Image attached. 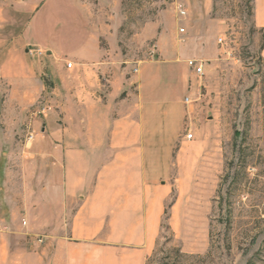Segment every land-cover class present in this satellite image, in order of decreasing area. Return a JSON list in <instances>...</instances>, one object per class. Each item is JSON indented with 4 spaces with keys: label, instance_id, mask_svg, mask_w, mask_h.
Listing matches in <instances>:
<instances>
[{
    "label": "rangeland",
    "instance_id": "374dc122",
    "mask_svg": "<svg viewBox=\"0 0 264 264\" xmlns=\"http://www.w3.org/2000/svg\"><path fill=\"white\" fill-rule=\"evenodd\" d=\"M67 1L108 34L101 46L113 50L122 70L135 77L144 68L151 104L186 108L171 171L158 184L164 204L157 211L158 237L144 247L149 250L145 264H264V31L254 25L253 0H215L210 15L195 0ZM58 2L64 6L55 13L54 25L70 29L60 26L46 36L34 26L28 46L68 55L75 51L77 33L66 15L67 2ZM177 5L187 17L180 16ZM173 35L181 50L197 52L190 60L204 62L202 77L189 71L188 92L180 84L184 62H161L162 40ZM31 61L47 82L48 56ZM48 84L39 101L21 111L9 92L0 93V221L5 229H28L37 184L47 185L52 176L53 161L37 155L61 144L47 131V120L58 113ZM186 97L191 103L184 106ZM151 119L160 145L167 140L160 133L165 125L160 130L159 115ZM29 135L35 136L32 144Z\"/></svg>",
    "mask_w": 264,
    "mask_h": 264
},
{
    "label": "crops",
    "instance_id": "0c3cea01",
    "mask_svg": "<svg viewBox=\"0 0 264 264\" xmlns=\"http://www.w3.org/2000/svg\"><path fill=\"white\" fill-rule=\"evenodd\" d=\"M58 1L64 2L0 0V93L9 92L21 111L39 101L50 83V103L58 113L47 120V131L61 142L37 153L53 161L52 176L47 185L37 184L28 229H5L0 221V264H145L144 247L158 237L157 211L164 204L158 184L171 171L186 108L151 104L144 68L135 77L122 70L113 50L101 46L108 34L67 0L76 48L68 55L47 50L44 81L27 54L28 31L35 26L47 36L60 26L70 29L54 25L64 6ZM195 1L206 15L213 12L215 0ZM253 9L254 25L264 31V0H253ZM174 35L162 40L161 62H184L180 84L188 92V62L198 54L181 50ZM152 115H159L160 130L165 125L159 132L167 140L160 145ZM10 216L17 223V216Z\"/></svg>",
    "mask_w": 264,
    "mask_h": 264
},
{
    "label": "built area",
    "instance_id": "2783aa9c",
    "mask_svg": "<svg viewBox=\"0 0 264 264\" xmlns=\"http://www.w3.org/2000/svg\"><path fill=\"white\" fill-rule=\"evenodd\" d=\"M177 11L179 12L181 17H187L188 16V11L183 7V5H177ZM180 31H181V33L186 32L185 29H181ZM221 41L222 40H219V42H221ZM27 54L31 59L32 58H42V57L47 55V52H45L42 48H39L37 46H28L27 47ZM188 66H189L190 70H192L193 74H195L197 77H202L204 75V62L192 59L188 62ZM68 67L72 68L73 63H68ZM1 79H2V76L0 73V84L2 82ZM190 103H191V99L189 97H186L185 98V104L189 105ZM46 112H47L46 109L41 110V113H46ZM187 138L193 139L192 135H188ZM34 140H35V136L29 135L27 138V143L32 144ZM38 241L40 243H42L43 238H39Z\"/></svg>",
    "mask_w": 264,
    "mask_h": 264
}]
</instances>
